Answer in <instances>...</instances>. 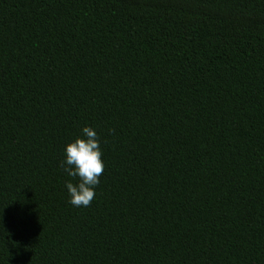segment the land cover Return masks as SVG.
I'll return each mask as SVG.
<instances>
[{
    "label": "trees",
    "instance_id": "1",
    "mask_svg": "<svg viewBox=\"0 0 264 264\" xmlns=\"http://www.w3.org/2000/svg\"><path fill=\"white\" fill-rule=\"evenodd\" d=\"M0 264H264V0H0Z\"/></svg>",
    "mask_w": 264,
    "mask_h": 264
},
{
    "label": "clouds",
    "instance_id": "2",
    "mask_svg": "<svg viewBox=\"0 0 264 264\" xmlns=\"http://www.w3.org/2000/svg\"><path fill=\"white\" fill-rule=\"evenodd\" d=\"M61 168L76 182L66 180L64 187L68 203L74 207H88L96 195V186L104 170L100 140L96 129L84 126L80 135L65 144Z\"/></svg>",
    "mask_w": 264,
    "mask_h": 264
}]
</instances>
